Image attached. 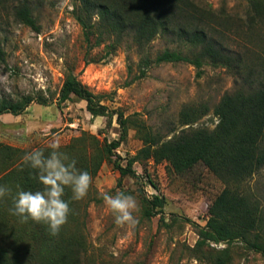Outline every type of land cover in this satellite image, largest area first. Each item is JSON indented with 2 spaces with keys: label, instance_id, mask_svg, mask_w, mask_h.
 Instances as JSON below:
<instances>
[{
  "label": "rangeland",
  "instance_id": "obj_1",
  "mask_svg": "<svg viewBox=\"0 0 264 264\" xmlns=\"http://www.w3.org/2000/svg\"><path fill=\"white\" fill-rule=\"evenodd\" d=\"M197 1L217 12L225 11L222 15L228 22L222 30L234 51L255 65L262 62L260 58L264 60V23L257 28L248 26L247 0ZM75 3L76 0H61L55 7L36 10L39 32L17 21L11 9L1 13L0 42L6 60L0 62V100L16 101L23 96L36 100L20 115L0 116V145L32 152L49 147L55 140L62 147L83 135L112 142L121 134L115 112L132 115L169 139L187 127L180 125L179 114L189 104L209 108L195 127L215 128V107L225 94L242 86L241 79L224 67L209 64L199 77L197 69L184 62L153 63L139 78L145 55L154 61L164 50L178 48L159 35L149 43L146 52L131 37L123 38L111 51L107 45L115 39H106L91 51L90 58L95 61L87 63L82 29L73 15ZM69 72L77 75L94 94L102 96L101 103L115 113L110 126L106 116H92L86 101L75 96L61 106L57 104ZM39 97H44L48 105L38 103ZM94 146L93 140L85 143L90 151ZM142 147L143 141L132 126L112 160L118 158L126 166L127 159ZM134 169L137 177H122L114 162L106 160L94 178L101 200L91 202L87 209L88 258L96 264H209L193 252L198 240L195 224L206 225L211 204L228 185L203 165L179 174L168 162L149 159L135 162ZM231 187L250 195L264 213V168ZM118 191L134 195L138 202V211L134 213L138 223L134 228L116 225L103 201L102 194L114 195ZM156 195L165 199V205L161 213L148 219L143 199ZM234 252L236 264H264V255L260 253L246 252L241 246Z\"/></svg>",
  "mask_w": 264,
  "mask_h": 264
},
{
  "label": "trees",
  "instance_id": "obj_2",
  "mask_svg": "<svg viewBox=\"0 0 264 264\" xmlns=\"http://www.w3.org/2000/svg\"><path fill=\"white\" fill-rule=\"evenodd\" d=\"M60 1L0 0V18L2 12L11 9L17 21L39 32L35 11L45 6L55 7ZM247 2L245 20L250 28H257L264 23V0ZM224 13L197 0H76L73 15L82 29L87 63L95 61L90 53L106 39H115L107 45L111 51L123 38L131 37L134 44L146 52L149 43L159 35L178 48L164 50L154 61L145 55L140 63L139 78L153 63L184 62L193 65L199 77L206 64L224 67L241 79L242 86L225 94L215 107L218 123L214 129L194 126L209 112L205 105L184 106L179 119L180 125L187 127L169 139L132 115L126 117L122 112H115L121 129L119 139L108 142L83 135L60 147L59 151L76 160V168L89 172L93 180L86 197L79 201L72 199L70 188H65L62 198L69 203L71 211L55 236L50 234L47 225L31 220L21 223L20 217L9 212L18 191L35 192L42 190V185L37 170L22 159L29 151L0 145V186L12 190L11 195L0 199V264H96L88 258L87 209L91 202L101 200L93 181L106 160L114 162L122 177H137L134 163L140 160L168 162L179 174L203 165L228 186L211 204L206 225L195 224L198 240L193 252L196 257L209 264H236L234 249L239 246L246 252L264 255L263 210L250 195L231 187L264 168V60L260 58L262 62L255 65L231 48L222 30L228 22ZM5 60L6 53L0 42V62ZM73 96L86 101L92 116H106L107 125L112 124L115 113L101 103L102 96L94 94L77 75L69 72L57 104L61 106ZM35 100L31 96L16 101L0 100V116L20 115ZM37 101L48 105L44 97ZM132 126L136 127L143 147L122 166L118 158L112 159ZM89 139L95 142L91 151L85 147ZM36 150L46 156L52 151L50 147ZM150 183L154 186L152 181ZM143 202L148 219L161 213L165 205V199L157 195L144 198ZM213 244L224 247L217 248Z\"/></svg>",
  "mask_w": 264,
  "mask_h": 264
},
{
  "label": "clouds",
  "instance_id": "obj_3",
  "mask_svg": "<svg viewBox=\"0 0 264 264\" xmlns=\"http://www.w3.org/2000/svg\"><path fill=\"white\" fill-rule=\"evenodd\" d=\"M49 147L52 151L47 156L41 150H34L22 158L25 164L37 170L42 190L18 191L9 212L20 217L21 223L31 220L47 225L50 234L55 236L71 211L69 203L62 198L65 188H70L72 199L79 201L86 197L93 178L89 172L76 168V160L59 151L58 140L51 142ZM11 191L7 186H0V199L11 195ZM102 198L114 215L116 225L132 228L137 225L134 213L138 211V202L134 195L118 191L114 195L104 193Z\"/></svg>",
  "mask_w": 264,
  "mask_h": 264
}]
</instances>
